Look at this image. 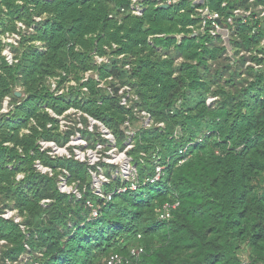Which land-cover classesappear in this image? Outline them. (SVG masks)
I'll return each instance as SVG.
<instances>
[{"label": "trees", "instance_id": "obj_1", "mask_svg": "<svg viewBox=\"0 0 264 264\" xmlns=\"http://www.w3.org/2000/svg\"><path fill=\"white\" fill-rule=\"evenodd\" d=\"M182 1L167 9L148 2L138 17L122 12L131 0H0V37L20 35L9 44L12 62L0 40V264H107L114 255L118 264H264V17L253 26L235 20L230 55L209 34L189 36L200 21ZM206 3L227 18L236 8L264 10V0ZM249 60L263 67L243 76L237 65ZM86 72L111 78L112 91L82 81ZM115 79L136 96L131 104H122ZM66 81L76 85L57 93ZM6 98L14 105L8 115ZM69 109L109 129L135 180L114 175L118 166L103 159L91 165L74 150L70 157L42 150L41 141L65 147L78 132L88 148L110 150L83 115L70 113L61 131L57 116ZM142 110L151 125L136 116ZM100 169L108 179L101 195L93 188ZM59 176L81 196L61 192ZM6 210L21 220L5 218Z\"/></svg>", "mask_w": 264, "mask_h": 264}, {"label": "built area", "instance_id": "obj_2", "mask_svg": "<svg viewBox=\"0 0 264 264\" xmlns=\"http://www.w3.org/2000/svg\"><path fill=\"white\" fill-rule=\"evenodd\" d=\"M206 1L207 0H184L185 5L187 7H189L191 9V11H193V14L191 15L193 20H199L200 21V25H197V26L189 25L188 26V29L191 30L189 36L192 38H200L204 35L209 34L210 36H212L214 38L215 41H222V43L227 48V51L230 55L233 54V52L231 50V38H232V33L236 27L235 26L236 25L235 20L236 19L240 20L243 24H249L248 26H253L255 23L263 21L264 10L260 6L256 7V8L250 7V9H248V10H242L240 8H236L235 10H232V14L230 15L229 18H227L226 15L221 13L220 11L213 10L209 5H207ZM148 2L155 3L158 6L169 7V6H174L176 4H179L183 1L182 0H131L129 8H127V9L123 8L122 12L127 10L130 13H132V15L141 17L146 12ZM222 6H226V3L224 2L222 4ZM184 11H187L186 7H183L180 10V12H184ZM175 37L179 41H181L183 39V37H185V35L184 34H181V35L178 34ZM263 44H264V41H263ZM229 48H230V50H229ZM242 54H244V53H242ZM7 59L10 62H12L13 58L9 59L7 57ZM96 60L98 63H103V62L108 61L106 57H102V56H96ZM123 89H124V91H126L128 88L123 87ZM7 100H9V99L6 98L5 101H7ZM126 101H127L126 99H123L122 104L125 105ZM71 114H75V113L71 112ZM82 115H84V114H82ZM84 116L88 119L87 125H88L89 130L93 131L95 127H98L99 131L103 134V136L110 140V142H111L110 151H112L113 148L117 150V147L115 144V138L111 134L109 129L101 121H98L97 119L90 117L88 115H84ZM60 117L61 116H57V118L59 120H60ZM78 118H80V116ZM60 123H61V120H60ZM66 123L68 125L70 124L69 121H67ZM79 124H81V125L79 126ZM61 127H62V124H61ZM77 127L83 128V124L81 121H78ZM77 134H78L79 138L83 139L81 134H79V132ZM40 144L42 146V150L51 148V150L55 151V152H56V149L67 151V148L59 147L55 142L41 141ZM112 145H114V147ZM70 146H71V144H70ZM86 146H87V144H86ZM129 146L131 147V145H128V147ZM97 147H98V150H100L99 147L103 149V146H101L100 144H98L96 146V148ZM96 148H89V149H96ZM100 154H101V156L99 157L98 161H100L101 159L104 160V158H105L104 156L102 157V151ZM51 155L55 156V155H59V154L52 153ZM66 156L70 157V153L68 151L66 153ZM75 156L80 161H87L91 165H95L98 162L97 161L96 163H91L90 159L88 157H86L85 160H81L80 158L77 157V155H75ZM35 166L37 167V169L39 171H41L43 173H51V170L49 168L42 166L39 161L36 162ZM101 171L102 170L100 169V171L98 173H93V176H94L93 188L95 189V192L98 190V192H96V193L99 195H101V193H100L101 186L105 182L108 181V179L104 175V173L101 174ZM156 171H157V174L155 176V180H158L161 176V173H162V167L157 166ZM131 173L129 174L131 176L127 177L126 179L132 178L133 180H135V178H136L135 167H133ZM98 178H102L103 182L101 185H99L97 187L96 183L99 180ZM67 179L68 178L65 177V180H64V183H62V186H60L61 182L59 181L60 182L59 183L60 191L64 192V193H68V194L69 193H76V195L78 197H80L81 194L77 191V188H73L71 185H69ZM136 184L134 183L132 185L133 189H135L137 187ZM72 189H75L76 191L73 192ZM122 190L125 191V189H122ZM110 197L111 196H108V198H110ZM90 205L92 207V204H90ZM11 214H12L11 212L7 211L6 213L3 214V216L5 218L13 217L15 219V216L11 215ZM93 215L95 217L98 215L96 210L93 211ZM166 216H169V214L167 213ZM15 221H17V220H15ZM132 252H133V254L138 253V251H136V250H133ZM121 260H122V257H120L119 255H114V256L110 257V259L107 261V264H118L119 262H121Z\"/></svg>", "mask_w": 264, "mask_h": 264}, {"label": "rangeland", "instance_id": "obj_3", "mask_svg": "<svg viewBox=\"0 0 264 264\" xmlns=\"http://www.w3.org/2000/svg\"><path fill=\"white\" fill-rule=\"evenodd\" d=\"M261 8H263V7H261ZM0 9H2L1 6H0ZM124 12H126V11H124ZM37 20H40V18H37ZM17 25H18V27H25L24 24L21 23V22H17ZM152 37L153 36H150L148 40H149L150 43L153 44ZM0 40H2V42L4 43V49L2 51V55H4V56L8 57L9 59H11L13 57V54H12V51H11V48H10L9 44L10 43H15L16 44V42L20 40V35L18 33H16V32L7 31L3 35H1ZM41 45L42 44H40L39 41L38 42H35V47L37 46L40 49H43V47ZM222 45H224V44L222 43ZM222 47L224 48V46H222ZM172 48H173V46H170V47H168V46L167 47L162 46L159 50L162 51V52L163 51L164 52H168L169 50L171 51ZM229 50H230V48H229ZM224 52H226V55H228L226 49L224 50ZM241 53H240V56H241ZM243 53H244V51H243ZM246 54L247 55H251L252 52H248ZM122 56L123 55H121L120 57H122ZM213 66H217V63L214 64ZM242 66L243 65L241 63H239L237 65V68L236 69L241 68L239 71L243 74V76H246L247 75V73H246V68L247 67H251L252 66L254 68H257V67L260 68V67H263V64L262 63L261 64H258V63L254 62L252 60H249V61H246V63L244 64L243 67ZM213 68H215V67H213ZM226 76H227V74H226ZM100 77H101V75L98 72H96V73L86 72V73H84V76H83L82 81H87V80H90V79H93L94 78L95 80L100 81L99 87H106L107 85H109V84H107L108 83L107 80H111V78L110 79H103V78L100 79ZM57 79H59V77H52L51 79L49 78L48 81H47L48 82L47 85L50 84L49 85L50 86V89L53 92H55L57 90L56 89V85H57L56 81H57ZM114 81H115L114 87L115 88H119V81L117 79H115ZM64 85H65L64 88L59 89L57 91V93H61V92H64V91L68 90L69 88H71L70 86L76 85V82L75 81H66V83ZM123 87H127L128 89L126 91H124ZM105 89L109 92V90H111L112 87L109 85ZM16 91H18L19 93H21V95H23V97H26V95L23 93L22 87L17 88ZM129 91H130V87L128 85H123V86H121L119 88L118 93L121 94V95H123V98L121 99L122 101H123V99H126L127 100L126 103L128 102L129 104H131L130 98H136V96H134L132 93H129L128 94ZM8 99H9V100H7L8 102L5 101V100L3 101L2 110H1V112L3 114H6V115H8L11 112V110L14 108V105H11L10 98H8ZM213 100L214 99L212 98V99L209 100V102L211 103V102H213ZM39 110H41V109H39ZM71 112H74L75 115H77V117L81 116L82 114L88 115L86 113H83L81 110L69 109L64 115H60L61 116L60 117L61 123H60V120L58 119L59 120V125H60V130L61 131L62 130L63 131L64 130H67L69 128V125L66 122L69 121V115H70ZM136 116L138 118H140V122H141L142 125H145V126L151 125L152 119H151L150 115H148V113L146 111H143V110L140 111V112L137 111L136 112ZM76 121H77V119H76ZM61 124H62V127H61ZM80 125L81 124H79V126ZM21 131L28 132L27 129L26 130H23L22 129ZM70 144H71V147H74V149H72L71 147H69ZM126 144L127 145H130V142L128 141V142H126ZM112 146L114 147V145H112ZM62 148H64V147H62ZM65 148H67V151L68 150H72V151L74 150L75 155H77V157L80 158L81 160H85L86 157H88L90 159V162L91 163H96L99 160V157L101 156L100 153L102 151V157L104 156V154H106L108 156V157H105L104 158L105 161H107L109 163H113V164H115V165L118 166V169H114L113 174L114 175H118V174L121 173L122 177H124V178L130 177L131 175H129V174L131 173L133 167H135L134 165H131V162H130L131 159L128 158V156L125 154L124 151L122 152V151H119L118 149L116 150V149L113 148L112 151L107 150V151L104 152L102 150V148H100V147H99L100 150H98V147L96 149H89L86 146V140H83V139L79 138V136H78L77 133L71 136L70 141L66 144ZM68 148H71V149H68ZM129 148H131V147L129 146L127 149H129ZM49 149H50V153L51 154L52 153L59 154L57 156H66V153H67V151H64V150L56 149V152H55V151H52L51 148H49ZM101 174H103V171H101ZM22 176L23 175H19L18 178H22ZM58 179L61 182V185L60 186H62V183H64V180H65V177L64 176H59ZM98 179L99 180L96 183V186L97 187L99 185H101L102 182H103L102 178H98ZM71 186L73 188H76L73 185H71ZM72 190H73V192L76 191L75 189H72ZM96 192H98V190ZM100 193H101V190H100ZM43 202H48V201L46 200V201H43ZM7 211L11 212L12 213L11 215H14L15 216V220H17V221H20L21 220V217H19V215H17V211L16 210H6V212ZM25 257H26V255L22 256V258H24V259H25ZM25 261H26V259L24 260V262ZM21 262L22 261H19L18 264H22Z\"/></svg>", "mask_w": 264, "mask_h": 264}, {"label": "water", "instance_id": "obj_4", "mask_svg": "<svg viewBox=\"0 0 264 264\" xmlns=\"http://www.w3.org/2000/svg\"><path fill=\"white\" fill-rule=\"evenodd\" d=\"M163 8L167 9L168 7L164 6ZM16 94H17V96H21V93H19V92H17Z\"/></svg>", "mask_w": 264, "mask_h": 264}]
</instances>
